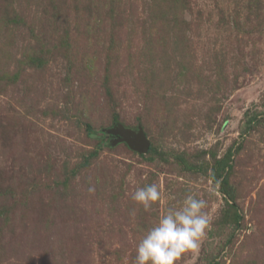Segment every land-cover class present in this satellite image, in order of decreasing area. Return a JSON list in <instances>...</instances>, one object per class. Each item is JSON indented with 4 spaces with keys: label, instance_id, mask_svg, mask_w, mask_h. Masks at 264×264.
<instances>
[{
    "label": "rangeland",
    "instance_id": "rangeland-1",
    "mask_svg": "<svg viewBox=\"0 0 264 264\" xmlns=\"http://www.w3.org/2000/svg\"><path fill=\"white\" fill-rule=\"evenodd\" d=\"M189 194L177 264H264V0H0V264H134Z\"/></svg>",
    "mask_w": 264,
    "mask_h": 264
},
{
    "label": "clouds",
    "instance_id": "clouds-1",
    "mask_svg": "<svg viewBox=\"0 0 264 264\" xmlns=\"http://www.w3.org/2000/svg\"><path fill=\"white\" fill-rule=\"evenodd\" d=\"M131 198L145 211L163 202L155 183L136 188ZM206 208L207 201L194 194L187 195L179 206L169 207L139 239L134 264H177L185 254L198 253L212 230Z\"/></svg>",
    "mask_w": 264,
    "mask_h": 264
},
{
    "label": "water",
    "instance_id": "water-1",
    "mask_svg": "<svg viewBox=\"0 0 264 264\" xmlns=\"http://www.w3.org/2000/svg\"><path fill=\"white\" fill-rule=\"evenodd\" d=\"M119 133L125 135L130 145L139 152H147L150 147V141L147 139L146 135L142 130L137 132L121 128L118 130Z\"/></svg>",
    "mask_w": 264,
    "mask_h": 264
}]
</instances>
